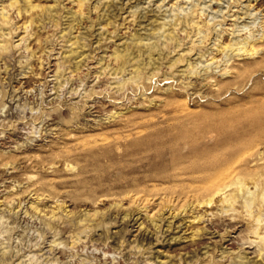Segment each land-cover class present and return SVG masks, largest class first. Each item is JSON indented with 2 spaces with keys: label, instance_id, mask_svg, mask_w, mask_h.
Returning a JSON list of instances; mask_svg holds the SVG:
<instances>
[{
  "label": "rangeland",
  "instance_id": "1",
  "mask_svg": "<svg viewBox=\"0 0 264 264\" xmlns=\"http://www.w3.org/2000/svg\"><path fill=\"white\" fill-rule=\"evenodd\" d=\"M78 3L0 0V264H264V0Z\"/></svg>",
  "mask_w": 264,
  "mask_h": 264
},
{
  "label": "bare ground",
  "instance_id": "2",
  "mask_svg": "<svg viewBox=\"0 0 264 264\" xmlns=\"http://www.w3.org/2000/svg\"><path fill=\"white\" fill-rule=\"evenodd\" d=\"M78 2H79L78 4H81V3L85 4V0H78ZM194 24L198 25L197 22H194ZM195 27L199 31L201 28L204 27V25H202L200 27L199 26L198 27L195 26ZM258 44H260V43H258ZM222 45H218V46L220 47ZM228 45H229V47L226 45L228 47V49L230 48V49H233V51H237L236 55L240 56V57L246 56L248 59H250L251 57H253L255 54L258 53L257 49L255 48L258 45H256L254 40L252 42H249L248 38H244L241 41L232 42L231 44H228ZM223 51H224V49H223ZM227 51H229V50H227ZM211 59L214 60L213 58H211ZM122 65H124V64H122ZM225 65H229L228 61H227V64H225ZM120 67H122V66H120ZM125 68H124V70H125ZM234 70H236V68ZM115 72H116V70H115ZM141 133H142V130H140V129L136 132L137 135L141 134ZM143 138H144V136L139 138V140L138 139H136V141L132 140L133 141L132 145L134 143L143 142L144 141ZM211 156L212 155L201 156L200 158H197V159H194L191 161V163L188 167L189 168L188 173L191 176H193V179L190 180V184L187 187L188 192L196 197V199H194V200L197 201L198 206H202L205 208L213 207L214 203H215V197H217V196L220 197V200L219 199L218 200L221 201L223 204L229 203L228 205L231 206L236 202V199H237L236 194H235L236 192L234 193V190H233L232 193H231V191H228V193H227L226 190L232 186L235 187L236 191L237 190L238 191L243 190L244 186H245V182H244L245 179L242 177H239L235 174V169H234V166L231 162L222 161L223 159L222 160L215 159L216 156L215 157L214 156L211 157ZM186 173H187V171H186ZM263 196H264V193H263ZM261 199H263V198H261ZM250 200L253 201L252 199L246 200V202L244 203L245 207L248 208L251 206L252 202ZM228 205H226V206L228 207ZM226 212H228V211L226 210ZM193 218L194 219L199 218V220L202 219L201 215L200 216L199 215L194 216ZM253 222H254V226H255L254 227V233L256 235V238H259L261 240V242H262L261 248L264 249V236L261 235L262 233L260 231L258 232V228L260 225L259 224V222H260L259 217L254 216ZM252 231H253V229H252Z\"/></svg>",
  "mask_w": 264,
  "mask_h": 264
}]
</instances>
